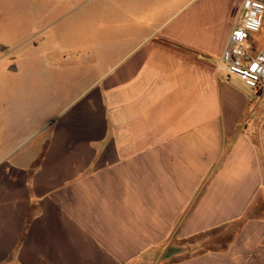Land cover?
Wrapping results in <instances>:
<instances>
[{"label":"crops","instance_id":"obj_1","mask_svg":"<svg viewBox=\"0 0 264 264\" xmlns=\"http://www.w3.org/2000/svg\"><path fill=\"white\" fill-rule=\"evenodd\" d=\"M240 1L52 0L106 25L61 56L33 150L0 155V264H264V93L216 70ZM17 3L47 4L0 19Z\"/></svg>","mask_w":264,"mask_h":264},{"label":"rangeland","instance_id":"obj_2","mask_svg":"<svg viewBox=\"0 0 264 264\" xmlns=\"http://www.w3.org/2000/svg\"><path fill=\"white\" fill-rule=\"evenodd\" d=\"M46 2L26 6V10L17 3L15 11L11 7L9 20L0 19V41L10 47V52L0 50V155L33 150L59 112L60 102L71 95L60 83V78L68 76L59 69L61 56L73 55L72 49L79 43L93 44V38L84 36L88 24L96 31L99 25H106L100 3L79 9L66 4L56 9L52 0ZM3 11L1 5L0 13ZM89 12L99 16L89 21ZM261 30L263 34L264 22Z\"/></svg>","mask_w":264,"mask_h":264},{"label":"built area","instance_id":"obj_3","mask_svg":"<svg viewBox=\"0 0 264 264\" xmlns=\"http://www.w3.org/2000/svg\"><path fill=\"white\" fill-rule=\"evenodd\" d=\"M263 17L264 0H241L239 18L216 64L217 72L247 95L264 93V47L256 50L252 41Z\"/></svg>","mask_w":264,"mask_h":264}]
</instances>
